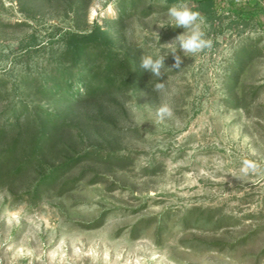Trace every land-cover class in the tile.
Here are the masks:
<instances>
[{
    "label": "rangeland",
    "instance_id": "rangeland-1",
    "mask_svg": "<svg viewBox=\"0 0 264 264\" xmlns=\"http://www.w3.org/2000/svg\"><path fill=\"white\" fill-rule=\"evenodd\" d=\"M120 1L0 0V127L25 107L60 115L49 138L24 122L0 142V264H264V167L239 173L243 158L264 166V0H219L224 18L201 15L212 48L178 49L179 70L165 43L184 29L156 25L172 4L125 0L120 18ZM94 23L124 61L115 86L56 108L48 89L76 70L63 34ZM157 54L160 81L139 67Z\"/></svg>",
    "mask_w": 264,
    "mask_h": 264
},
{
    "label": "trees",
    "instance_id": "trees-1",
    "mask_svg": "<svg viewBox=\"0 0 264 264\" xmlns=\"http://www.w3.org/2000/svg\"><path fill=\"white\" fill-rule=\"evenodd\" d=\"M169 4L177 3V0H165ZM196 10L211 24L218 18H224V14H217L219 11V0H192ZM79 4L87 5L88 0H78ZM230 14H237L239 17L249 16L238 9L228 8ZM120 18L128 14L125 0L119 4ZM221 16V17H220ZM230 18V17H227ZM62 57L68 61L69 69H76L75 73L70 72L56 80L53 87L48 89L51 97L54 98L56 108L61 106H74L81 101L92 100L105 96L115 86V80L110 76L111 69L117 65L123 66L124 61L119 60L111 50V39L108 29L94 23L89 31L79 32L68 30L63 34ZM100 58L104 59V67L100 70L94 67L99 64ZM100 70V71H99ZM34 108L25 109L20 112H13L12 115L0 127V142H2L10 131L21 128L25 122L30 125L37 122L42 127V136L49 138L51 131L56 128L60 115L49 111ZM19 138H16L8 149V157L17 151ZM59 176L58 169L44 177L41 182L54 181Z\"/></svg>",
    "mask_w": 264,
    "mask_h": 264
},
{
    "label": "clouds",
    "instance_id": "clouds-1",
    "mask_svg": "<svg viewBox=\"0 0 264 264\" xmlns=\"http://www.w3.org/2000/svg\"><path fill=\"white\" fill-rule=\"evenodd\" d=\"M167 21L156 23L158 28L163 29L168 25L173 27L183 28V33L175 37L171 43H165V45H175L169 54L172 55L174 63L170 68L179 70L184 63L183 57L178 54V49L184 56L189 54L196 55L203 53L205 50H209L213 46V41L206 37L205 31L202 29L204 18L200 12L193 10L186 0H177V3L172 4L167 9ZM159 37L157 31H154ZM168 54V55H169ZM168 55L157 54L142 55L140 57L139 67L152 76H155L161 80L165 75L163 69L165 68V60ZM165 88L164 82H158L154 86L155 91H161ZM156 116L158 122H164L166 119L173 116V110L168 104H162L156 110ZM262 164L256 160L243 158L241 160V167L239 173L241 176H248L251 174H257L262 169Z\"/></svg>",
    "mask_w": 264,
    "mask_h": 264
},
{
    "label": "bare ground",
    "instance_id": "bare-ground-1",
    "mask_svg": "<svg viewBox=\"0 0 264 264\" xmlns=\"http://www.w3.org/2000/svg\"><path fill=\"white\" fill-rule=\"evenodd\" d=\"M92 13H94V12L92 11Z\"/></svg>",
    "mask_w": 264,
    "mask_h": 264
},
{
    "label": "built area",
    "instance_id": "built-area-1",
    "mask_svg": "<svg viewBox=\"0 0 264 264\" xmlns=\"http://www.w3.org/2000/svg\"><path fill=\"white\" fill-rule=\"evenodd\" d=\"M215 21H217V20H215Z\"/></svg>",
    "mask_w": 264,
    "mask_h": 264
}]
</instances>
